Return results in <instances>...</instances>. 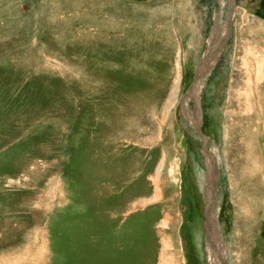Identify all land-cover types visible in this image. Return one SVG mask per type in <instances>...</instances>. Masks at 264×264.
Listing matches in <instances>:
<instances>
[{
	"label": "rangeland",
	"instance_id": "374dc122",
	"mask_svg": "<svg viewBox=\"0 0 264 264\" xmlns=\"http://www.w3.org/2000/svg\"><path fill=\"white\" fill-rule=\"evenodd\" d=\"M233 4L204 142L219 0H0V264H212L216 150L226 264H264V0Z\"/></svg>",
	"mask_w": 264,
	"mask_h": 264
},
{
	"label": "bare ground",
	"instance_id": "6f19581e",
	"mask_svg": "<svg viewBox=\"0 0 264 264\" xmlns=\"http://www.w3.org/2000/svg\"><path fill=\"white\" fill-rule=\"evenodd\" d=\"M219 2L221 5L220 12L218 13L217 16H215L214 29L212 31L211 38L209 39V43H208V55L207 57H206V54L203 56V60H202L203 62L201 61V65H199V67L197 68V77L195 78L194 83L192 84V86L190 87L189 91L187 92L185 96L186 98L185 104L189 100H191L194 103V107H195L194 112L189 113L188 111V113H189V122L191 126L193 127V129L197 131V133L199 131V128L203 120L202 118L203 112H202V107L200 104V94H201L200 92H201L202 87L204 86V79L206 75L208 74L207 72L208 69L212 67V65L214 64L218 56V53L226 39L231 20L233 19L232 17H234L233 16V8H234L233 0H219ZM225 3H227L229 6V13L225 21L220 25V17L222 13V8ZM256 68L257 67L250 66L248 63L245 62L244 72L242 73V75L245 76L246 83H250L251 78H252L251 82L253 80L254 81L256 80L257 72H258V71H255ZM200 139L206 142V137H204L202 134L200 136ZM217 152L218 151L216 150L212 155L209 153H206L205 164H206V169H207L206 170L207 178L206 177L202 178V180L204 181L202 182L205 183V193H206V198H205L206 205L204 203V206H205L206 211L207 209H209V212L205 213L206 220H207V224L205 228L206 229L205 244H206V252L209 251L210 261L212 264H226V261L228 258L230 259V256H229L227 247L223 243L224 241L221 235L222 234L221 228L218 225L217 214L214 209V186H215L214 183L216 181V174L219 170V166L222 163V158L217 154ZM241 171L243 172V169ZM238 259H239V255L237 254V260Z\"/></svg>",
	"mask_w": 264,
	"mask_h": 264
},
{
	"label": "water",
	"instance_id": "95a60500",
	"mask_svg": "<svg viewBox=\"0 0 264 264\" xmlns=\"http://www.w3.org/2000/svg\"><path fill=\"white\" fill-rule=\"evenodd\" d=\"M202 60H203V58H202V59L200 60V62L198 63L197 67H199V65H201V61H202ZM195 77H196V73H194V76H193V79H192V82H191L190 86H191L192 83L194 82ZM190 86H189L188 88H190ZM198 134H199V136H201V134H200L199 131H198ZM208 212H209V209H207L206 213H208Z\"/></svg>",
	"mask_w": 264,
	"mask_h": 264
}]
</instances>
